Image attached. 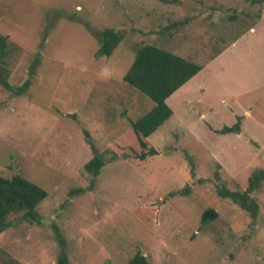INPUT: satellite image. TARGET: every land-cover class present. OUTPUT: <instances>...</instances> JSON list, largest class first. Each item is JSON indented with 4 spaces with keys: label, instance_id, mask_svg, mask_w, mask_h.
<instances>
[{
    "label": "rangeland",
    "instance_id": "obj_1",
    "mask_svg": "<svg viewBox=\"0 0 264 264\" xmlns=\"http://www.w3.org/2000/svg\"><path fill=\"white\" fill-rule=\"evenodd\" d=\"M106 28L126 35L111 57L98 55ZM0 33L17 47L10 83L32 80L20 96L0 85V176L48 193L41 223L14 217L0 234V264H130L138 251L151 264H264V183L256 219L219 193L264 169V3L0 0ZM146 44L204 68L167 100L174 114L149 138L160 154L139 164L130 121L154 103L123 78ZM208 208L218 217L202 224Z\"/></svg>",
    "mask_w": 264,
    "mask_h": 264
},
{
    "label": "trees",
    "instance_id": "obj_2",
    "mask_svg": "<svg viewBox=\"0 0 264 264\" xmlns=\"http://www.w3.org/2000/svg\"><path fill=\"white\" fill-rule=\"evenodd\" d=\"M253 3H264V0H250ZM125 32L106 28L99 36L101 46L98 50L99 56L111 57L119 45L124 41ZM230 45L223 47L206 63H210L224 52ZM17 47L8 36L0 33V85L7 91L20 96L31 86L29 78L24 84L14 87L10 83L11 70L9 58L16 51ZM204 64L196 63L175 53L164 50L155 45L146 44L137 49L134 61L124 75V81L153 103V108L139 117L131 120V131L135 136L139 149L142 152L137 154V163L148 160L150 157L160 154V151L151 144L149 138L153 135L174 112L168 105L167 100L196 76ZM30 74L33 75L31 69ZM240 122V120H239ZM237 123L234 127H225L221 133H240L241 126ZM129 157V156H125ZM105 166L104 157L96 154L86 165L85 170L92 176L93 184L99 177L102 168ZM264 183V169L255 172L249 179L248 187L245 191H229L222 189L219 191L224 198L234 201L241 209L246 211L253 219L260 213V205L253 197V193L260 190ZM85 189H77L71 192H84ZM179 193L188 194L189 188L181 190ZM48 197L45 189L29 181L20 174L11 178L0 176V234L13 226L12 218L17 217L20 221L30 223H41V215L38 207ZM218 212L213 208H208L202 215V224H208L217 219ZM59 239L64 242L61 233L57 231ZM59 264H68L65 255L59 259ZM130 264H151L148 258L138 251L130 260Z\"/></svg>",
    "mask_w": 264,
    "mask_h": 264
},
{
    "label": "crops",
    "instance_id": "obj_3",
    "mask_svg": "<svg viewBox=\"0 0 264 264\" xmlns=\"http://www.w3.org/2000/svg\"><path fill=\"white\" fill-rule=\"evenodd\" d=\"M185 86V85H184Z\"/></svg>",
    "mask_w": 264,
    "mask_h": 264
}]
</instances>
